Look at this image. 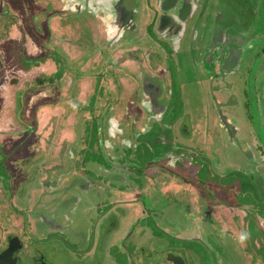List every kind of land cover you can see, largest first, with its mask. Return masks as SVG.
I'll return each instance as SVG.
<instances>
[{
  "label": "flooded vegetation",
  "instance_id": "obj_1",
  "mask_svg": "<svg viewBox=\"0 0 264 264\" xmlns=\"http://www.w3.org/2000/svg\"><path fill=\"white\" fill-rule=\"evenodd\" d=\"M207 263L264 264V0H0V264Z\"/></svg>",
  "mask_w": 264,
  "mask_h": 264
},
{
  "label": "rangeland",
  "instance_id": "obj_2",
  "mask_svg": "<svg viewBox=\"0 0 264 264\" xmlns=\"http://www.w3.org/2000/svg\"><path fill=\"white\" fill-rule=\"evenodd\" d=\"M259 183L261 184V181H259ZM216 230H217V228H212V231H214V233L216 232ZM213 233V234H214ZM216 234V233H215ZM214 234V235H215ZM226 240H229V239H227L226 238ZM232 241L233 240H231V243H229V242H226L227 243V248L226 249H228V253H229V260L230 261H234V260H237V257L235 256L234 257V252H233V250L232 249H230V248H232ZM212 250H214V253H215V263H216V259H217V257H216V248L214 247ZM212 250H210V251H208L209 252V254L211 255V257H212V254H213V251ZM240 251V250H239ZM208 264V263H207Z\"/></svg>",
  "mask_w": 264,
  "mask_h": 264
}]
</instances>
